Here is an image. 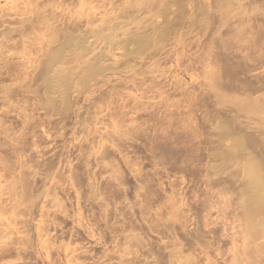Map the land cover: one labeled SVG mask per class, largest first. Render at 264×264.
Wrapping results in <instances>:
<instances>
[{"label":"clouds","instance_id":"9594fccd","mask_svg":"<svg viewBox=\"0 0 264 264\" xmlns=\"http://www.w3.org/2000/svg\"><path fill=\"white\" fill-rule=\"evenodd\" d=\"M0 264H264V0H0Z\"/></svg>","mask_w":264,"mask_h":264}]
</instances>
